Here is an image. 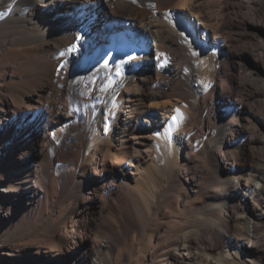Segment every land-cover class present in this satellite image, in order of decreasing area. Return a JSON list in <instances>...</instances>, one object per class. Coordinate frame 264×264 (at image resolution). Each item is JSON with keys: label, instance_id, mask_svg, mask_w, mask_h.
<instances>
[{"label": "bare ground", "instance_id": "1", "mask_svg": "<svg viewBox=\"0 0 264 264\" xmlns=\"http://www.w3.org/2000/svg\"><path fill=\"white\" fill-rule=\"evenodd\" d=\"M212 1L0 0V191L13 193L21 202L17 206L10 202L13 208H5L1 217L15 220L20 214L15 208L28 207L36 210L38 221L46 215L45 227L50 228L58 206L66 201L78 217L79 231L71 236L72 244L61 251L45 247L36 264H82V253L107 251L114 224L108 219L106 197L116 199L137 236L149 234L151 239L153 217L162 224L166 239L161 247L168 254L160 264L264 261V240L259 234L264 220V171L255 167L238 171L242 150L259 140L258 132L264 135V125L263 130L259 127L262 118L251 106L255 103L264 109L259 103L264 90L240 97L242 90L251 91V80L258 79L264 68V0H222L224 8L234 4L235 18L253 38L252 44L240 48V59L253 50L261 56L253 58L251 65L237 60L236 52L227 48L233 36L229 34L205 54L208 74L202 77L207 74L209 79L202 84L189 58L191 45L174 23L189 33L179 20L187 21L189 28L192 22L177 10L178 5L203 12ZM244 6L252 9L254 21L242 13ZM119 17L122 23L111 22ZM132 26L141 37L129 35ZM167 42L177 48V54L163 67ZM165 70L174 75V82ZM136 92L141 104L110 111L118 97L129 102ZM154 98L173 102V108L179 109L177 116L168 111L152 114L163 133L172 124L186 133L175 140L177 144L173 140L175 165L163 167L167 179L161 191L174 183L181 185L179 215L174 220L169 211L162 214L157 208L160 195L166 198L163 192L151 198L141 192L139 181L133 184L129 179L136 175L129 163L134 162L130 151L134 122L140 123L148 114L146 101ZM109 111L117 115L104 127L101 115L108 118ZM116 141L122 142L121 148ZM102 147V159L92 163ZM182 148L199 154L200 160L188 168ZM148 196L152 206L146 207ZM120 221L121 216L116 217ZM238 223L245 224V235L236 233ZM113 236L120 240L117 231ZM62 242L53 243L62 246ZM90 264L99 263L92 259Z\"/></svg>", "mask_w": 264, "mask_h": 264}, {"label": "rangeland", "instance_id": "2", "mask_svg": "<svg viewBox=\"0 0 264 264\" xmlns=\"http://www.w3.org/2000/svg\"><path fill=\"white\" fill-rule=\"evenodd\" d=\"M220 3H222V0L212 1L211 4H208L207 6L204 7L203 12L199 11L198 9H188L181 5H178V7L180 6L181 8L179 7V9H177L178 11L186 13V16L188 17V19H190V21L192 22V25L194 26V27L192 26V28H189V26L186 25L187 21L185 24L184 23L185 20L184 22L179 20L184 26L188 27L189 33H187V32H184V30L181 28V26L178 23H174L176 25L175 26L176 30L180 32V35H182L181 34V31H182L183 35L185 36V38L189 41L191 45L192 52L190 53V56L192 57L189 56V58L192 59L193 66L197 68L196 70L198 73V77L201 78V79L199 78L197 82L199 83L203 82L202 84H204L205 82L204 80L207 81L209 79L207 76L208 69L205 65V54H208V53L210 54V51L213 50L214 46L217 43H218L217 46H219V42L223 41L225 39L224 37L225 36L227 37L229 34L233 36L232 37L230 36L231 39L229 43L230 42L231 43L230 44L228 42L226 43L227 48L229 47L232 50H234V52H236L237 58H238L237 60H241L246 65H251L253 58L255 59L261 56V52H257L253 50L250 54L240 59V54H239L240 48H242L245 44H252L253 38L249 34V32L246 31L245 27L242 24L241 25L239 24L238 21H240L241 19L235 18L236 17L235 11L237 8H234L235 7L234 4L233 5L230 4L228 5L229 7L225 6L224 8V5ZM232 7L234 8V10ZM248 7L249 6H244V8H242L241 10H242V13L247 16V19H249L248 21L252 22L254 21V19H252V16L250 15V13L252 12V9H249ZM262 7H263L262 9L264 10V5ZM195 11L197 14H199L200 12L201 15L203 16L205 15V16L204 17L201 16V19H198ZM227 11L229 13H227ZM113 21L114 22L118 21L119 23L123 22L121 21L120 17L113 19L111 22ZM233 23H236V24H233ZM123 33L125 34V31H123ZM128 33L129 35L131 33L134 36L141 37L139 36L140 33L136 32V27H133V26L129 27ZM204 37L206 38V40H204ZM166 45L167 46L164 49L165 52H163L166 58L161 60L162 64L160 63L163 67H166L165 65H167L170 61H173L174 57H176L175 55L177 54V48H175L174 45L168 42L166 43ZM219 50L222 52V54H225L221 48H219ZM113 69L114 68L112 67L111 70ZM200 72L201 74H199ZM205 73H207L206 79L202 77V76H205ZM164 74L165 75L167 74L166 75L167 79H169L171 82L175 81L174 75H172L168 70H165ZM250 90H251L250 92L248 91V89L246 91L242 90L240 97L250 98V96L255 90H264V68H262L260 74L258 75V79L251 80ZM136 93L137 94L131 95V97L129 98V102H128L127 97H124V98H122L121 96L118 97L116 100H114L113 106L110 108V111L112 112L115 108L118 109V111H122V110L125 111L127 109L126 104H128L130 107L141 104L142 101L141 100L139 101V99L141 98L137 96L138 92ZM168 102L167 100L165 101V99H161V98H156V99L154 98L151 100H147L145 110L147 111L148 114L143 115L140 123L139 121L134 122V130L131 135L130 151L132 152V156L134 157V160H133L134 162L129 160V163H130V166L131 164L133 165V167H131L132 172L134 173L136 172V175L128 174L129 179H130V182L133 184L135 181H139V183L141 184V188H142L141 192L143 193L146 192L149 196H151V198H154L157 193L163 192L161 191V185L162 183H165V180L167 179L166 173H164V169H163L165 164L170 163L172 166L175 165L173 161V157L175 160L176 154H175V146H174L173 140L175 141L179 138V136H183V133L184 135L186 134L184 132L185 130L179 127V125H176L178 127H175V126L173 127V124L169 131L170 133L165 132L164 134L161 128V125H160L161 122L160 124L157 123L158 121L157 118L152 115L153 113H155L156 116L157 115L159 116V114L163 115V114H166V111H168L177 116L179 109L173 108V106H175L173 102L169 104ZM165 103H167V105ZM227 103L229 105L232 104L230 102H227ZM259 103L264 106V96H262L261 100H259ZM251 106H254V108H256L255 109V111L257 112L256 114L260 115V117L262 118V121L259 127L261 128L260 130H263L264 109H262L261 107H259V105L255 103L254 104L252 103ZM257 109L259 111H257ZM110 111H109L108 118H107V115H105L104 113L101 115V119H102L101 121L103 123L101 125L102 126L105 125L104 127L107 126V121L112 120L114 116L117 115V113L111 114ZM122 117L124 116L122 115ZM149 124H152L151 127L149 126ZM108 129L110 131L108 130L106 132L108 134L109 133L111 134L112 133L111 129L110 128ZM103 130L105 131V128ZM116 130H117L116 126H113V131L116 132ZM159 133H161V135ZM258 133H259L258 135L259 140H257V142L253 143L252 145L249 144L247 147H245L242 150L243 151L242 160H241V163H239V167H238L239 172L241 170L248 171L250 168H253V167L260 168V169L262 168L261 170L264 171L263 169L264 168L263 167L264 166V147H263L264 144L260 143V140L262 142L264 141L263 140L264 135L262 136V132H258ZM160 136H162L163 138ZM177 142L178 141H175L176 144ZM116 145H118V147L121 148L123 144L121 141H116ZM104 151H105V148L102 147L101 151H98L96 155V157L98 158H95V161L94 162L92 161V163L97 164L98 162H100L104 154ZM101 152H103L102 155H101ZM112 154L113 153H111L110 155ZM181 157L183 159V163L185 164V166L188 165L187 166L188 168L191 163L194 164L200 160L199 154L195 152L193 153L189 149L186 150L185 148H182ZM185 166L184 168H187ZM174 169L176 171L178 170L179 173H182L183 171L181 170L180 167L179 168L175 167ZM179 185L174 183L173 186L168 187L167 190L163 192V194L166 195V198L164 195H160L159 200L161 199L164 201L161 202L160 200L157 206V208H159L162 214L163 212L167 213L169 211L170 216L173 218L172 220H174L179 215L177 214L179 212H177L176 210L177 201L179 199L178 193L181 189L180 188L181 185L180 186ZM82 187L85 188L86 186L82 185ZM12 190L15 191L17 189L13 188ZM12 194L13 193L9 194V193L0 191V264H36V261L39 258L38 253L41 252L45 247L48 246V247H52V249L55 248L54 250L56 251H59V250L61 251L72 244L73 234L78 232L79 230H78V217L76 213L72 211V206L69 204V201H66V203H64L60 207L58 206L59 208V209L57 208L58 210L56 209L57 211L54 217L55 219H54L53 224H56V223L58 224L57 225L52 224L53 226L51 225L50 228H47V226L45 227V220L47 219V216L45 215L44 220L38 221L37 219H35V214H34V211L36 212V210H31L28 207H24V209H22L21 207L15 208V211L20 212V214L15 220L3 219L1 217V212L5 208H13V206L9 205L10 202H13L16 206L21 203L15 197H12L13 196ZM151 198H149L148 201H150ZM113 199L116 200L114 197L104 198V203L105 201L107 203L105 205L108 210V216H109L108 219L110 223L114 224V227H110L111 232L109 234L107 233L112 238L111 243L109 244L110 247L109 249H107V251L106 250L94 251V252L90 251L87 253H82V256H81L82 258H80V261H82V264H90L92 259L96 260L99 264H160L163 260H165V257L168 254V252L166 250H162V247H161L163 245L162 244L163 241L166 239V236L164 232L162 231L163 230L162 224L158 222L156 218L154 217L152 218V219H155L156 222L153 220H152L153 222H151V227L149 230L153 232V234L150 236L151 239L149 240H148L149 234L138 235V236L135 235L129 229L127 221L123 219L124 212H121L119 203L117 201H114ZM42 201L43 202L45 201L44 196L42 197ZM148 201L145 203L146 207H149V205L152 206V200L151 202H148ZM181 204L182 206H185L183 197H182ZM118 213H121V214H118ZM120 216H121V221L120 223H117L116 217H120ZM159 223L161 227H157ZM238 224H237L238 228H237L236 233L238 235H245L246 234V232H244L245 228H243L245 227V224H241V223H238ZM155 226L158 228V231H154ZM259 226H260V233H259L260 237H262L264 240V220L262 221V223L259 224ZM49 229H50V232H49ZM115 231H117L120 236L119 241L116 240L115 237L113 236ZM241 231H242V234H241ZM60 239L64 241V244L62 242V246L61 244H59V246L58 244H54L57 242V240H60ZM44 241L46 242L44 243ZM115 241L117 242L115 243ZM50 244H54V245H50ZM114 244L117 246L116 248ZM55 245L58 246L59 248H57ZM263 246H264V243H263ZM255 264H264V261L259 259L255 261Z\"/></svg>", "mask_w": 264, "mask_h": 264}]
</instances>
